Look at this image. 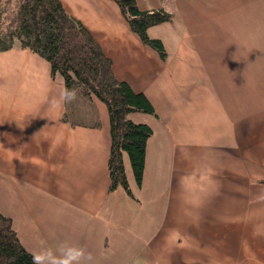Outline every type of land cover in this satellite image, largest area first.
Listing matches in <instances>:
<instances>
[{"label": "crops", "instance_id": "1", "mask_svg": "<svg viewBox=\"0 0 264 264\" xmlns=\"http://www.w3.org/2000/svg\"><path fill=\"white\" fill-rule=\"evenodd\" d=\"M137 1L172 15L148 31L166 59L115 0L62 3L156 109L130 115L154 131L142 185L126 158L133 196L110 190L107 105L49 110L64 83L13 48L0 51V210L31 253L68 241L92 264H264V0Z\"/></svg>", "mask_w": 264, "mask_h": 264}, {"label": "trees", "instance_id": "2", "mask_svg": "<svg viewBox=\"0 0 264 264\" xmlns=\"http://www.w3.org/2000/svg\"><path fill=\"white\" fill-rule=\"evenodd\" d=\"M115 1L142 42L166 59L164 43L148 31L171 21L172 15L163 9L143 10L137 0ZM13 48L28 49L48 60L53 77L67 88H76L77 97L95 95L107 105L112 133L110 190L123 188L133 196L126 158L138 185H142L148 141L154 131L130 115L156 114L147 95L134 91L115 75L112 60L84 24L67 12L62 0H0V51ZM31 254L13 220L0 210V264H32Z\"/></svg>", "mask_w": 264, "mask_h": 264}, {"label": "clouds", "instance_id": "3", "mask_svg": "<svg viewBox=\"0 0 264 264\" xmlns=\"http://www.w3.org/2000/svg\"><path fill=\"white\" fill-rule=\"evenodd\" d=\"M76 98V88L64 87L59 96H53L47 100L49 110L59 111ZM31 255L32 264H92L93 261L92 254L85 248L68 241L58 243L55 248L44 246L42 243L39 250L34 251Z\"/></svg>", "mask_w": 264, "mask_h": 264}, {"label": "rangeland", "instance_id": "4", "mask_svg": "<svg viewBox=\"0 0 264 264\" xmlns=\"http://www.w3.org/2000/svg\"><path fill=\"white\" fill-rule=\"evenodd\" d=\"M129 157H127V166H128V170H131V164H129Z\"/></svg>", "mask_w": 264, "mask_h": 264}]
</instances>
